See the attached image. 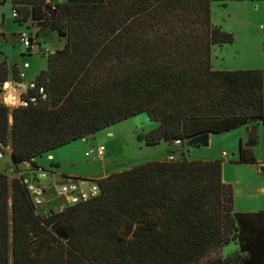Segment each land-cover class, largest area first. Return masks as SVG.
<instances>
[{
  "label": "trees",
  "instance_id": "16d2710c",
  "mask_svg": "<svg viewBox=\"0 0 264 264\" xmlns=\"http://www.w3.org/2000/svg\"><path fill=\"white\" fill-rule=\"evenodd\" d=\"M229 1L244 0H13L16 21L37 35L51 26L65 47L44 52L48 66L24 94L35 102L0 103V150L12 147L18 171L31 167L0 171V264H264V212L235 211L221 159L168 149L97 178L98 195L63 210L46 201L43 212L27 183L39 157L141 113L158 123L139 135L149 146L264 124V71L213 65L214 46L234 42L213 24V3ZM11 72L21 81L0 62V90ZM258 142L252 128L237 161L258 165Z\"/></svg>",
  "mask_w": 264,
  "mask_h": 264
},
{
  "label": "rangeland",
  "instance_id": "374dc122",
  "mask_svg": "<svg viewBox=\"0 0 264 264\" xmlns=\"http://www.w3.org/2000/svg\"><path fill=\"white\" fill-rule=\"evenodd\" d=\"M0 26L5 23V37H0V61L5 56L9 66L19 65L21 72L27 74L25 83L36 78V75L47 67V55L42 51L51 48L58 42V35L54 30L48 29L39 37L38 42L29 51V46L23 43L19 34L22 31L34 33L36 27L32 21L19 23L13 15V0H0ZM60 2L62 0H54ZM249 1H232L226 6L220 2L213 3L212 21L216 26L234 35V42L222 46L215 45L213 48L212 61L216 67L226 69H262L264 71V1L257 4ZM28 62V66L26 65ZM158 123L152 121L146 113L121 121L111 127L97 132L87 139L72 141L54 151L56 160H60V166H54L49 154L38 158V163L47 170L48 176L42 180L50 186L55 182L62 181V172L73 173L78 177L97 179L98 176L131 168L136 165L152 160H163L168 154V145L162 141L157 145H146L139 135L153 130ZM261 125V140L256 145V152L264 157V127ZM243 129V135L247 134V126ZM113 133V134H110ZM238 132L217 134L219 140L218 150L222 153L226 150L230 157H236L239 147ZM104 144L106 147L104 156H88L87 150ZM186 157L199 159L201 152L208 149L185 144ZM178 158L182 154L176 152ZM202 160V159H200ZM31 168L28 164L20 165V171L26 173ZM0 171H6L13 178L21 175L9 156L0 158ZM75 177V176H71ZM59 187V186H58ZM49 198V197H47ZM45 206H40L43 210ZM234 245L224 250V254L235 253Z\"/></svg>",
  "mask_w": 264,
  "mask_h": 264
},
{
  "label": "crops",
  "instance_id": "0c3cea01",
  "mask_svg": "<svg viewBox=\"0 0 264 264\" xmlns=\"http://www.w3.org/2000/svg\"><path fill=\"white\" fill-rule=\"evenodd\" d=\"M49 1H51L53 4H57V3L64 2L66 0H62L60 2H55L54 0H49ZM244 1H249L253 4H257L256 6L259 9L260 8V2H262L264 0H255V1L244 0ZM229 2H232V1H229ZM238 2H241V1H238ZM223 6H226V5H223ZM12 8H13V4H12ZM32 25L36 27L35 24L32 23ZM4 28H5V23H3V25L0 26V33L2 34L1 38L5 37ZM48 29L54 30L51 28V26H48V27L40 30L39 35H37L36 33L38 30L36 27L34 33H30V35L33 37V40H34L33 46H35V44H37L36 42H38V44H39V37L43 34L44 31H46ZM54 31L56 32V35H58L57 37L59 40L53 47L42 49L43 53L46 51L47 52L48 51H55L57 49H62L65 47V40L61 38V36L59 35V33L56 30H54ZM39 45H41V44H39ZM33 46H32V50H33ZM0 52L2 53L1 50H0ZM4 59H5V56L2 58V60L0 62H2ZM16 65L19 67L18 64H16ZM213 65H214V62H213ZM25 66H28L27 61H26ZM47 66H48V59H47ZM12 67L10 66L11 69H12ZM214 68L220 69V70L226 69V68L216 67L215 65H214ZM19 70H20V68H19ZM37 75H36V77H37ZM27 76H28V73L25 74V78H27ZM25 78H23V80H22L20 78V75H19V79H21V82H22V85L24 88L27 86H33L34 85L33 82L36 78L29 83H25V81H26ZM15 80L16 79L13 76V72H11L9 81H15ZM261 125H262V122H256V123H253V124L247 126V134L246 135L245 134L243 135V129H242V128H246L245 126L240 127L238 129H235V130H232L233 132H235V131L238 132L237 139L239 142V147L235 151L237 156L233 157V158L230 157V154L226 150H223L222 153L218 150L219 140L217 139L216 134H213L211 132H210V145L207 147L197 146L201 149L202 148L208 149L206 152H201L203 155H200L199 159H202V160L221 159V160H223V165H224L223 166V179L226 183H230L234 187L235 211H237V212L250 213V214H256L259 212H264V172L260 170V167L262 165H264V157H263V159H261V157L256 152L257 147L255 145L253 147V151L257 157L258 165H254V164H250V163H240L237 161L239 159L240 144H241V142L246 143L248 141L249 132L252 128L256 129V133L259 137V142H260V140H261ZM232 131L224 133V134L232 133ZM110 134H113V133H110ZM167 145H168V149L175 151V153L173 155L174 156L173 159H178V155H175L176 152H179L180 154H182V155L184 154L186 156V149H185L184 144H173L172 146H170L167 143ZM189 146H191V145H189ZM54 151H56V149L51 151L50 153H48L49 157L53 160V162L58 163L60 166V160L59 159H58V161L56 160L57 156H55ZM2 152L4 154V157L9 156L11 161L15 165V163L12 159V156H11L12 147L9 145L8 147L5 148V151H2ZM224 152H226L227 154L224 155ZM168 157L169 156H167L163 160H166ZM15 167H16V165H15ZM1 172H6V171H1ZM61 174H62V181H60L59 183L65 182L66 180H68L69 178H67L66 176H68V177H71V176L78 177L79 176V175H76L73 173H67V172H62ZM110 174L111 173L104 174V175L98 176L97 178L99 179V178L108 176ZM55 183H57V182H55ZM43 206H45L44 207L45 209H43V212H46L50 207L48 204H45ZM234 247L237 248V246H234Z\"/></svg>",
  "mask_w": 264,
  "mask_h": 264
},
{
  "label": "built area",
  "instance_id": "2783aa9c",
  "mask_svg": "<svg viewBox=\"0 0 264 264\" xmlns=\"http://www.w3.org/2000/svg\"><path fill=\"white\" fill-rule=\"evenodd\" d=\"M13 15L14 17L17 16V12L15 10H13ZM261 27L263 28L264 24H262ZM19 36L23 43L27 44L29 47L33 46L34 40L28 31H22ZM20 78H25V74L23 72H20ZM28 87L29 86L24 88L21 81H6L0 90V103L8 106L11 110L19 106H28L30 103L37 100L36 97H24ZM43 96L45 97L46 95L44 94ZM175 144H181V141L176 140ZM105 150V145L100 144L98 147H93L92 149L87 150L86 153L88 156L96 155L101 157L104 156ZM226 154L227 153L224 152V155ZM3 157L4 154L0 150V158ZM170 158L173 159L174 156L171 155ZM47 176V170L40 168L37 171L36 178L34 180L27 181L28 188L34 196V200L37 205H43L46 201L52 203L58 200L61 202L57 205L56 209L63 210L68 205L86 201L95 197L100 192V185L96 179H68L65 182H57L53 185L47 186V184L42 182V180ZM52 191H54V193L50 194ZM48 195L50 198L47 199Z\"/></svg>",
  "mask_w": 264,
  "mask_h": 264
},
{
  "label": "water",
  "instance_id": "95a60500",
  "mask_svg": "<svg viewBox=\"0 0 264 264\" xmlns=\"http://www.w3.org/2000/svg\"><path fill=\"white\" fill-rule=\"evenodd\" d=\"M48 12H50L51 16L54 17L56 14V8L54 6H50L48 8ZM29 51L32 50V47H29ZM13 121V117H12ZM194 144H199L200 146H209L210 145V132H205L203 134H200L194 138L191 139L189 142V145L193 146ZM12 159H13V154H11ZM260 170L264 172V165L260 167Z\"/></svg>",
  "mask_w": 264,
  "mask_h": 264
}]
</instances>
